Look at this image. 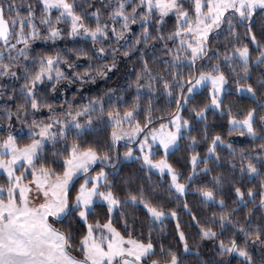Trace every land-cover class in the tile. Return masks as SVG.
Wrapping results in <instances>:
<instances>
[{"label":"snow or ice","instance_id":"snow-or-ice-1","mask_svg":"<svg viewBox=\"0 0 264 264\" xmlns=\"http://www.w3.org/2000/svg\"><path fill=\"white\" fill-rule=\"evenodd\" d=\"M76 38L91 44L54 50ZM168 220L176 244L153 235ZM189 256L264 264V0H0V264Z\"/></svg>","mask_w":264,"mask_h":264},{"label":"trees","instance_id":"trees-1","mask_svg":"<svg viewBox=\"0 0 264 264\" xmlns=\"http://www.w3.org/2000/svg\"><path fill=\"white\" fill-rule=\"evenodd\" d=\"M88 22L91 23V21H88ZM133 29H134V31L138 30V26H133ZM90 44H91V41L85 40V41H80V42L79 41L69 42V39H65L63 41L57 42L54 50L63 49L65 46H67L69 48H73V47L88 48ZM45 50H47V49H45ZM108 58L111 59L110 56ZM100 63H103V62L101 61ZM79 70H82V67ZM117 82H118L117 77H113L111 80H108L107 82H104V80L102 78H98L97 81L95 82V84H93L92 82L86 83L83 91H84L85 96H87V92L89 89H91L92 94H98L99 91H103L105 88L117 84ZM120 83L122 84L123 81H120ZM64 84H67V81H63L61 86ZM76 86H77V84H75V83H73V85H71V86L68 85V89L66 90V94H67L68 99L70 101H72L73 103H80V102H82L80 100L81 93L76 91V89H77ZM74 93H75V95H74ZM197 99H200V97H197ZM227 99L237 101L242 106L243 105H252L254 103L250 99H241L240 96H238V95L230 96ZM56 106L60 107L59 101L56 102ZM42 111L46 112V110H42ZM45 114H47V113H45ZM209 119L213 123L224 122L226 120L225 117H221V116L213 117L211 114L209 116ZM17 127L19 129L22 126L17 125ZM226 127H227V125L225 123V128ZM25 131H27V130L25 129ZM25 139H26V137H25ZM226 139L232 140L234 142V146H237V147L250 146L249 139H246L244 137H239L236 134H233L232 137L226 136ZM120 150L123 151V148H121ZM177 154H179V153H177ZM225 155H226V153H225ZM170 158H173V157H170ZM129 170L135 171L136 170V164L125 165L124 173H128ZM152 179H153V181H159L161 178L158 175H153ZM255 183L256 182L254 181L253 184H255ZM249 186H253V185H249ZM187 200L189 202V207L191 208L192 212H195L199 218L203 219L205 216H207L209 214L207 211V208L210 206L203 205L198 194L192 193L191 191H189V193L187 194ZM169 206H176V204L173 203ZM231 206H232V204L230 201L229 207H231ZM249 206L251 207V205H249ZM212 210L219 211V209L214 208V207L212 208ZM177 211L180 213L181 223H182V225H184L186 227V231H188L190 234H192L194 236V234L196 232V228L192 224L191 217L188 215L187 211L182 210V205L177 207ZM138 215L142 216L143 213L138 212ZM238 215L241 216V220L243 222L242 214L238 213ZM255 219L259 220V214L258 213H257V216L255 217ZM173 226H174V221L168 220L165 222V227H164L163 233H161L159 230H157L153 233V235L160 237L162 240H164V242L166 244H169V245L176 244L177 241L174 238ZM237 238L242 239L241 234L237 233ZM200 248H201L202 258L208 259L212 256L213 243L211 240L202 241L200 244ZM187 259L189 261V264H196L195 257L189 256V257H187ZM226 259L230 261V264H243L242 258H239V257H226Z\"/></svg>","mask_w":264,"mask_h":264},{"label":"rangeland","instance_id":"rangeland-1","mask_svg":"<svg viewBox=\"0 0 264 264\" xmlns=\"http://www.w3.org/2000/svg\"><path fill=\"white\" fill-rule=\"evenodd\" d=\"M76 41H85L83 38H76ZM70 86L73 85V84H69ZM78 87V85L76 86V88ZM45 112V111H44ZM46 113V112H45ZM18 128V127H17Z\"/></svg>","mask_w":264,"mask_h":264}]
</instances>
